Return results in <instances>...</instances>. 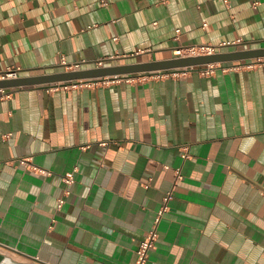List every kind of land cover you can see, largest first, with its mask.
<instances>
[{
	"label": "crops",
	"instance_id": "obj_1",
	"mask_svg": "<svg viewBox=\"0 0 264 264\" xmlns=\"http://www.w3.org/2000/svg\"><path fill=\"white\" fill-rule=\"evenodd\" d=\"M228 1L0 0V73L264 48V0ZM203 69L0 89V254L134 264L173 190L147 264H264V58Z\"/></svg>",
	"mask_w": 264,
	"mask_h": 264
},
{
	"label": "water",
	"instance_id": "obj_2",
	"mask_svg": "<svg viewBox=\"0 0 264 264\" xmlns=\"http://www.w3.org/2000/svg\"><path fill=\"white\" fill-rule=\"evenodd\" d=\"M262 58H264V48L220 51L209 55L179 56L163 60L106 65L81 70H70L52 74L0 80V89L26 86L53 87L58 84L66 86L72 83L88 84L103 80H115L131 75L156 76L166 72L182 73L190 70L195 71L197 68L208 65H219ZM0 264L17 263L0 254Z\"/></svg>",
	"mask_w": 264,
	"mask_h": 264
},
{
	"label": "built area",
	"instance_id": "obj_3",
	"mask_svg": "<svg viewBox=\"0 0 264 264\" xmlns=\"http://www.w3.org/2000/svg\"><path fill=\"white\" fill-rule=\"evenodd\" d=\"M167 0H160V2L156 3L155 5H159L160 3H166ZM224 2L229 5V1L228 0H224ZM102 5H106L105 1L101 2ZM258 2L256 0H252V6L253 7H257ZM205 25V24H204ZM176 33H179V29L176 30ZM114 40H116L117 38H113ZM240 40L236 41V42H223L222 44H220L219 46H212V45H199V46H191L189 48H179L175 51V54L177 57L181 56V57H187V56H200V55H209V54H214L216 52H218L219 49L224 48V47H229L232 46L236 43H239ZM61 64L63 66H65L67 69H72V66H68L66 61L64 60V58H61ZM98 66H102V63L99 62ZM216 65H208L205 66L204 69L201 71V74L203 76H211L213 74V69ZM77 67V66H75ZM18 70L19 68H8L6 70V72L4 73H0V80H6V79H14L17 78L18 75ZM66 87V86H64ZM183 158H187L188 154L183 152L182 155ZM19 163L21 165H23L27 170L36 173L38 175H42V176H47L49 175V172H47L44 169H41L37 166H35L34 164L31 163L30 160L28 159H21L19 160ZM74 172H68L64 175L63 177V181L66 185H70L73 183L74 181V176H73ZM180 179V174L177 172L176 173V181L175 183H177V181ZM172 191L173 190H169L165 193L163 199H162V203L160 208L158 209V211L156 212V216L153 222V225L151 226V229L147 232L146 236L144 237L143 240H141L139 242L138 248L136 249V258L134 261V264H147L148 259H149V253L152 249L155 248L157 239H158V233H157V228L158 225L163 217V215L169 210V203L172 200L173 196H172ZM69 191L65 190L64 191V196L68 195ZM64 197L63 198H59L57 200V208H61L62 204L64 203ZM38 261V260H37Z\"/></svg>",
	"mask_w": 264,
	"mask_h": 264
}]
</instances>
